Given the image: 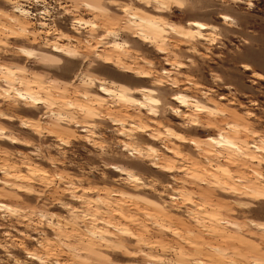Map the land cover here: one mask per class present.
<instances>
[{
    "label": "rangeland",
    "instance_id": "374dc122",
    "mask_svg": "<svg viewBox=\"0 0 264 264\" xmlns=\"http://www.w3.org/2000/svg\"><path fill=\"white\" fill-rule=\"evenodd\" d=\"M0 264H264V0H0Z\"/></svg>",
    "mask_w": 264,
    "mask_h": 264
},
{
    "label": "bare ground",
    "instance_id": "6f19581e",
    "mask_svg": "<svg viewBox=\"0 0 264 264\" xmlns=\"http://www.w3.org/2000/svg\"><path fill=\"white\" fill-rule=\"evenodd\" d=\"M223 19H226V18H223ZM193 27L197 28V29H200V28H203L205 25L202 24V23H198V22H192L191 24Z\"/></svg>",
    "mask_w": 264,
    "mask_h": 264
}]
</instances>
